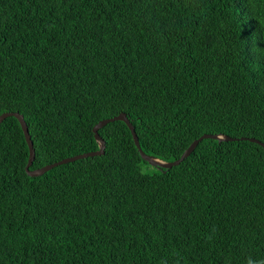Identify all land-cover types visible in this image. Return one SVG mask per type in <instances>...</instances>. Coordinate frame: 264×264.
Returning <instances> with one entry per match:
<instances>
[{"label":"trees","instance_id":"trees-1","mask_svg":"<svg viewBox=\"0 0 264 264\" xmlns=\"http://www.w3.org/2000/svg\"><path fill=\"white\" fill-rule=\"evenodd\" d=\"M0 264H264V0H0ZM145 165V166H144Z\"/></svg>","mask_w":264,"mask_h":264},{"label":"water","instance_id":"water-1","mask_svg":"<svg viewBox=\"0 0 264 264\" xmlns=\"http://www.w3.org/2000/svg\"><path fill=\"white\" fill-rule=\"evenodd\" d=\"M8 116H14L18 120V122H19V124L21 126V129L23 131L25 140H26L28 148H29V159H28V163H27V165L25 167V170L28 173V175H30V176L38 175V174L50 169L51 167H53L55 165L66 163V162H69V161H73V160H76V159H78L80 157L103 154L105 144H104V140L98 134V129L100 127H102L103 125H105L106 123L114 121V120H121V121H124L126 123V125L128 126V128H129V130L131 132L133 142H134V144H135L140 156L144 160H146L150 165L158 166V167H162V168H170L171 166L179 164L186 156H188L192 152V150L196 147L198 142L201 141L203 138H213V139H217V140H222V139L232 140V139H234V138L223 136V135L205 133V134H202L197 139L193 140L190 143V145L186 148V150L181 154V156L179 158H177V159H175L173 161H163V160H161L159 158H156V157H153V156H149V155L145 154L142 151L133 125L131 124V122L128 120L127 116L124 113H119L116 116H113V117H110V118H104V119L98 121L93 126L92 131L94 133V137L99 143L98 150L90 151V152H86V153L77 154V155H73V156H69V157L63 158V159H61V160H59L57 162L45 165L42 168H40L39 170H29V166L32 163V160H33V157H34V148H33L32 140H31L29 132H28V128H27L26 123H25V121L23 119V116L20 113H18V112H4V113H2L0 115V121L2 119H4V118L8 117ZM248 140L254 141V142H256V143H258V144H260V145H262L264 147V143L260 142L259 140L255 139V138H248Z\"/></svg>","mask_w":264,"mask_h":264},{"label":"rangeland","instance_id":"rangeland-1","mask_svg":"<svg viewBox=\"0 0 264 264\" xmlns=\"http://www.w3.org/2000/svg\"><path fill=\"white\" fill-rule=\"evenodd\" d=\"M145 166V165H144Z\"/></svg>","mask_w":264,"mask_h":264}]
</instances>
